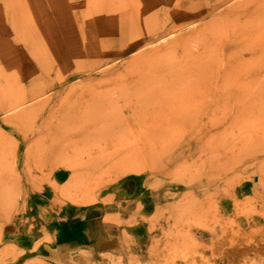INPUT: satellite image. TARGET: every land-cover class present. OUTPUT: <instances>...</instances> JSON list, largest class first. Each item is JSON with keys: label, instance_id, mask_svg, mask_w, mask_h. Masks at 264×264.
Masks as SVG:
<instances>
[{"label": "rangeland", "instance_id": "rangeland-1", "mask_svg": "<svg viewBox=\"0 0 264 264\" xmlns=\"http://www.w3.org/2000/svg\"><path fill=\"white\" fill-rule=\"evenodd\" d=\"M87 1L0 0V43H2L0 44V50L2 45L5 48L8 45L9 47H7L11 49L9 53L5 51L3 52L4 54L0 53V55L5 56L9 60L12 59L18 66H16L18 70H14V72L13 70L8 71V76L10 74L15 75L10 76V82H13V85L9 82L10 87L8 86V89L3 90L2 93L0 92V104L1 99L6 97H12L16 101L22 98L26 102L25 105L21 106L22 108L20 107L10 112L3 113L0 109V132L3 131V133H0V136H2V138L0 137V264H11L9 262L18 258L21 250L26 245H36L39 241H45L46 235L42 234L43 227H56L61 221L63 222L64 219L70 216L69 213H74V211L79 213L82 210L99 206L102 202L108 203L113 201L114 198L112 199L111 196L113 194L117 195L118 191L122 190L125 184L131 185L132 194L135 195V203L131 204V210H129L130 213L132 211L133 214L131 216L134 218L127 221L128 223L125 222V224L131 226V228L138 224L139 227L134 231V240L124 244L129 249L124 257L105 260L102 264H264V54H261V52L264 53V46L262 47L264 45V22L260 21L256 24L258 21H256L258 19L257 15L256 19L252 21V26L249 23L252 19L246 21L248 22V27L245 24L247 32L251 29L248 33L255 30L256 33L252 32V37L251 39L249 38L250 44L255 45L253 46V50L251 45V47H246L248 52L245 49L242 53L245 74L243 75L244 77L242 76L244 82L239 86L243 85V89H240L239 93L241 94L243 91L244 97L242 98L243 104L241 103V106L238 108V117L234 118H240L238 122H234L233 118H229L231 114L219 113L213 118L214 120L212 119L209 122L208 126H206L208 128L205 131L194 133L187 131V128L198 126L201 120L192 114L187 118H179L177 123L170 125L171 128L166 125L160 126L166 121L165 118L157 120L156 123H144L143 126L146 127L144 130H147L145 132L142 131V128H140L141 131L123 128L125 122L121 120V117H119L120 112L117 113L116 110L120 111L123 108L124 112L121 111L123 118L129 116L127 112V114L125 113L127 99L130 101H128V104L134 105L138 101H142L141 103L151 101L147 106L151 104L160 105L161 103V107H165L163 109L167 110V112H170V109H181L178 103L170 102V98L157 99V97H153L149 99L150 97H147L146 101H144L145 99H138L136 95L133 96L134 80L138 81L139 79L137 78L140 76L136 75L135 77L132 73L139 71L138 74H140L141 71H146L142 75L143 78L145 75L147 78H141L140 80L143 79L145 83L144 87L151 91L156 92L163 87L168 88L167 86L171 84V80L166 78L161 79L163 74L156 70L162 68L157 69L158 64L156 66L155 63L159 62L161 66L159 65L158 67H163L162 70L168 69L169 65L165 63V60H163L164 64H162L163 61L161 60L165 59L164 57L166 56L172 57V61H174H171L172 66L177 71L184 67L183 63L186 62L188 57L184 58L187 53L182 52V49L178 48L175 52L171 53V49L168 50L171 47H165L166 43L169 44V42L178 36L185 35L188 41H192L191 45H188V42L186 43V38L182 42L189 46L188 49L191 52L192 49L194 52L197 51L196 47L201 43L198 40L200 39L201 41L203 35H206V41L208 38L209 40L213 38L209 44L211 48H216L215 42L226 45L231 44L230 41L232 40V45H235L237 43L235 37L239 36L237 33H232L231 31L223 33L222 36L218 35V30L215 33L216 30L213 29V24L216 22L219 10L202 18L206 9L205 0H193V3L191 0H162L160 6L164 10L167 9L165 10V16L162 15L160 17V24L163 26L164 31L166 30L168 33L162 34L160 32L159 34L151 33L147 35V32H151V25L156 20L154 17L146 16L155 12V9L152 10V7L148 8L147 5H144L147 9H143V12L146 11L143 17H146L147 22H144L143 25H147L148 28L147 26H141V32H138L140 36L143 34L144 37L141 36L139 38L138 33L135 35L138 37H135L134 30L136 29L129 35L114 37L106 32L105 29L98 27L100 32L97 34V39H91L94 50L91 47H89L90 50H84L88 35H84L86 39L80 41H78V38L82 39L81 37L88 25L86 26V23L80 17V11L84 12V9L90 6V8L88 7L89 9L87 8L88 11H85V14L93 10L98 15L100 9L98 0H89L90 4ZM94 4L96 8L92 7ZM63 9H66L67 17L59 21L57 20V13ZM90 9L92 10L90 11ZM167 10L168 13H166ZM140 12L142 13V9ZM262 17L259 20H264ZM210 18L211 20L209 21ZM149 19H152V21ZM149 21L151 25H149ZM211 22L213 23L211 24ZM242 22L243 19L241 20V25H244ZM259 24H262V26ZM204 25H206L205 29H203ZM52 26L58 28L59 31H63L64 27H66L65 33L66 31L69 33H66V36L61 35L56 37L55 41H53L54 52H52V40L50 36L45 37L43 35L44 42L47 43L45 45L49 56L46 55V51L43 52L41 50V52H43V55H46L47 59L49 58L51 63L53 62L56 67L58 66L57 69L53 65V71L48 74L45 73L47 72L45 69L46 63L42 71L35 68L34 63H32L33 57L28 53L25 44L30 39H34L33 37H35L34 41L36 43L40 38L42 39L39 32L45 28H52ZM211 27V32L213 31L216 34L214 36L213 34L209 35L211 32L208 33ZM146 28L148 29L147 32L145 31ZM205 30L208 31L206 32ZM71 32L76 34L70 36L72 35ZM179 33L180 35H178ZM192 34H195V36H192ZM196 34H200L199 37H196ZM132 35L135 38L129 40ZM173 35L176 37L172 38L174 37ZM124 36H127V40ZM218 36H221L222 39ZM63 37L65 38L62 40ZM166 38H169V40ZM254 38L257 39L255 40ZM71 39L74 40L72 41ZM252 39H254L253 42ZM233 40H235V44H233ZM3 41L5 42L4 44ZM68 42L69 44L67 45ZM75 43L83 46L79 56L82 59V65H79L81 67L78 66L79 63H73L75 65L73 66L72 62L68 61L64 63L65 61L61 60L62 56L60 54L64 53L63 50L67 46L72 47ZM183 43L182 45H184ZM255 43L262 48L258 49ZM49 46L52 50L49 49ZM61 46L63 50L59 49ZM120 46L123 47L121 48ZM143 48L147 52L141 53L144 50ZM154 50L157 53H154ZM88 51L90 54H92V51L93 53L95 52L93 59H87ZM103 51L106 52L104 53ZM159 51L161 53L163 51V55H161V58L160 56H154L158 60L154 62L156 60H151L150 55L153 58V53L156 55L160 53ZM41 52L37 51L36 55L39 56L42 54ZM205 52L206 50L203 54ZM227 52L225 51V54ZM53 53H56V56H53ZM144 53L149 54L151 64L154 65V68L150 67L151 70L154 69L153 71L144 70L147 67H143L144 69L140 68V70L133 69L135 67V65L132 67L134 61L138 64L141 60L140 57L145 55ZM215 53L217 57H221L219 50H215ZM140 54L141 56L138 58ZM257 54H259L257 56L259 57L257 58L258 60H256ZM52 56L57 64L51 58ZM66 58L69 59L67 56ZM253 58L255 62H253ZM175 59L177 60L175 61ZM179 59V64H176ZM103 61L106 62L104 63ZM258 61L259 65L257 66L255 63ZM100 62H102L101 65ZM128 63L133 64L130 67ZM254 66L257 68H254ZM74 67H78L77 71ZM59 69H63L62 71L60 70L62 73L63 71L66 72L62 74L59 72ZM30 70H32V73ZM57 74L61 80L57 78ZM118 74L121 75L119 76ZM68 75L72 77L70 76L71 78H66L62 81V77ZM53 76L56 77L53 78ZM150 76H152V80ZM109 78L112 79L109 83L110 85L107 82ZM250 78L251 80L255 79L253 84L249 83L251 85L248 84ZM18 83L22 85H17ZM104 83L105 85H103ZM152 83L155 84L152 85ZM119 84L121 86L125 84L124 87L127 85L126 88L130 85V90L126 89L130 92H126V94H129L126 96V101L124 98H121L124 96L122 92L125 90H123L124 87L119 90ZM30 85L35 86V89H32L33 87ZM112 87H116V89L111 91ZM20 89L21 92L19 91ZM237 89L233 90V92L236 93ZM109 90L113 94L108 92ZM143 90L146 91L147 89ZM40 91H44L45 93L31 101L30 98L35 97ZM2 95L3 98H1ZM20 95L21 98L19 97ZM42 98L43 103L41 102ZM45 101H48V103ZM38 102H40L38 105L46 103V110L43 111V114L40 110L38 116H28L18 123L10 124L12 126H8L5 123V119L8 116L15 114L19 109L30 108ZM56 107L58 109L61 107V110L57 112V117L50 116L48 109H56ZM110 107L116 108V110L113 111L109 109ZM157 107L155 106L154 108ZM98 108L100 109L97 110ZM107 108L112 111L113 117L119 118L117 121L118 126H115V124L111 126V120H105L104 115L108 113ZM241 112L245 114L240 115ZM76 113H78L76 118L71 120ZM61 114L65 115L63 120L59 119ZM226 115L229 116L226 117ZM157 123L162 130L155 129L152 126V124L155 125ZM150 124L152 127H149ZM183 126L186 127L183 128ZM206 134L208 135L206 136ZM248 137H252L254 141L251 140L250 144H246L244 147L243 142ZM209 141L212 148H214L212 157L210 156L211 153L209 155L205 154V150L200 152L201 148L205 149V142ZM241 145L242 148L235 151ZM249 147H251L250 151ZM29 149L30 151H28ZM247 151L248 153L246 154ZM96 155V169L94 171L83 169V164ZM244 155L247 156L245 157ZM240 157L244 160L240 161ZM213 162L219 165L223 162V170L220 171L219 166L209 169ZM212 173H214V176ZM107 196L110 197L106 198ZM119 200L118 198L114 202H119ZM238 203L239 205H237ZM144 205V209H141ZM204 205L206 206L204 207ZM199 206L204 208L201 209ZM211 206L212 209H210ZM207 211L208 213H206ZM186 215L187 219L185 218ZM181 217L183 220L180 219ZM176 233L178 234L176 235ZM185 235L186 237H184ZM175 236H177L176 242ZM38 237H42V239L39 240ZM234 246L237 247L235 248ZM16 264H19V261Z\"/></svg>", "mask_w": 264, "mask_h": 264}, {"label": "bare ground", "instance_id": "bare-ground-1", "mask_svg": "<svg viewBox=\"0 0 264 264\" xmlns=\"http://www.w3.org/2000/svg\"><path fill=\"white\" fill-rule=\"evenodd\" d=\"M161 1L162 0H98V2H99V7H100V9H99V12H98V15L96 14L97 12H93V10L92 9H90V13H87V14H85L87 11H88V9L90 8V6H88L86 9H84L85 11L83 12L82 10V12L80 11V17L84 20V22L86 23V26H87V29L84 31V34L82 35V39H80V38H78V41H80V40H83V39H86L85 37H84V35H88V39L86 40V48L84 49V50H90L89 49V47H91V49H93L92 48V46H93V42H91V39H97V34H98V32H100L99 31V29H98V27L99 28H102V29H105V31L106 32H108L111 36H118V37H120V36H122V35H129L131 32H133V30L134 29H136V30H134V36L135 35H137V33L139 32H141L140 31V27L141 26H144V27H146L145 26V24L143 25V23L145 22H147V19H146V17H154L155 18V20H156V22L153 24L152 23V25H151V23H150V21H152V19L148 22L149 23V25H151V32L150 33H148L147 32V28H148V26H147V28H146V32H147V35L148 34H159L160 32L163 34V33H168V31H164V28H163V26L160 24V22H161V16L162 15H164L165 16V10L167 9H165L164 10V8L163 7H161L160 6V4H161ZM181 1V0H180ZM190 1V0H189ZM193 0H191V2H192ZM204 1V0H203ZM89 4H90V2H89V0L87 1ZM166 2V1H165ZM178 2V1H177ZM97 3V2H96ZM95 3V4H96ZM174 3H176L175 1H174ZM179 3V2H178ZM193 3V2H192ZM198 3H199V1H198ZM203 3V2H202ZM205 6H206V9H205V14L202 16V15H198V16H202V18H204L205 16H208V15H210V14H212L214 11H217V10H219V12H217L218 14H217V18H216V22L213 24V29L214 30H216L215 31V33L217 32V30H218V32H219V34L218 35H223V33H226V32H232V33H237L238 34V36L239 37H235V39H237V43L235 44V40H233L234 41V43L233 44H235V45H232V40L230 41V43L231 44H226V45H222V44H219V42H215L216 44V48H214V47H210L209 46V44L211 43L210 41H212L213 40V38H211V40H209V38H208V40L206 41V39H207V37H206V35L204 36H202L203 38L201 39V41H200V39L198 40V42H201L196 48H197V51H194L193 52V49H192V52L188 49V45L192 42V41H188V38H186L187 36H185V35H180V33L178 34V35H180V36H178L177 38H175L176 36H174V37H172V38H175V39H173L171 42H169V44H167L166 42V44H167V46H166V44H165V47H171V48H168V50L169 49H171V53L172 52H175V50H177V48L178 49H182V52H186L187 54L185 55V57L184 58H187L188 57V59L186 60V62H184L183 63V66L184 67H180L181 69L179 70H175V68H173V66H172V63H171V61L173 60V58L172 57H168V56H166V57H164L165 56V54H164V58L165 59H162L161 61H163V60H165V63L167 64V65H169L168 67V69H165V70H162L163 69V67H158L159 65L161 66V64L159 63V62H157L158 60L155 58V57H159L160 56V58L162 57L161 55H163V51H162V53H161V51H159L160 53H158V54H156V55H154V53L156 52L155 50H154V53H153V58H155V59H153L152 58V56L150 55V57H151V60H156V61H154V62H157V63H155V65L157 66V64H158V66H157V69H159V68H162V69H159V70H156V71H160V73L161 74H163V76H162V78L161 79H164V78H166V79H169V80H171V84L169 85V86H167L168 88H162L161 90H158V91H156V92H154V91H151L150 89H148V88H146V87H144V85H145V83H144V81H143V79L146 77V75H145V77L143 78V75H144V73H146V71H141V73L140 74H138L139 73V71H134L133 73H132V75H135V77H136V75H139L140 77L139 78H137V79H139L138 81L137 80H134V85H133V88L134 89H132V94H134L133 96H137L138 97V99L140 98V99H145L144 101H146V98L147 97H150L149 99H151V98H153V97H157V99L158 98H164V99H169L170 98V102H172V103H178V105H179V107H180V109L181 110H171L170 108V112H167V110H164L163 108H165V107H161L162 106V104L160 103V105H156V104H154V105H150V106H147V105H149L150 103L149 102H151V101H149V102H147V103H141L142 101H138L137 103H135L136 105H134V104H131V103H129L128 104V99H127V102H126V104H125V113L127 112L128 113V115L129 116H127L126 118H123V113H121V111L122 112H124V110H116V108L115 109H113V107H110L109 109H112L113 111H115L116 110V112L117 113H119L120 112V115H119V117H121V120L122 121H124L125 122V125H124V127L123 128H131V129H133V130H139V131H141V129L140 128H142V131H145L144 129L146 128V127H144L143 126V124L144 123H148V122H150V123H153V122H157V120H161V118H165V120L166 121H164V123H160L161 125L160 126H164V125H166V126H169L170 127V125H172V124H174V123H177L178 121H179V118H187V117H189V115H194V116H197L201 121H200V123L198 124V126L196 125V126H193V127H188L186 130L187 131H190V132H194V133H199L200 131H205L208 127H206V126H208V124H209V122H211V120L214 118V117H216L219 113H228L231 117H229L230 119L231 118H237L238 117V114H239V111H238V108L241 106V103H242V98L244 97V95L242 94L243 93V91H242V93L240 94L239 93V91H240V89L242 90L243 88V85L241 86V87H239L243 82H244V78L242 79V76L245 74V66H244V64H243V61H242V58H243V52L245 51V49H246V51H247V48L246 47H251V45H252V50H253V46H255L254 44H250V42H249V38L251 39V37H252V35H251V33L252 32H255V31H252L251 33H248V32H250L251 31V29H250V31H246L247 29V23L248 22H246V21H248L249 19H252L251 20V22H249L250 24H251V26H252V24H253V20H255L256 19V16L258 15V19H256V21H257V23L256 24H258L260 21H263L264 22V20L263 19H260L259 20V18L261 17V16H263L262 18H264V0H205ZM93 5L92 7H95L96 5ZM173 4V3H172ZM97 5H98V3H97ZM144 5H147V7L148 8H150V7H152V10L153 9H155V12H153V13H151V15H147L146 17H143L144 15V13H146V11L145 12H143V9L144 8H146L147 9V7H145ZM202 5V4H201ZM166 6V5H165ZM173 6V5H172ZM175 6V5H174ZM195 6H197V5H195ZM169 7V6H168ZM191 7V6H190ZM211 7V9H209ZM96 8V7H95ZM171 8H173V7H171ZM70 9V8H69ZM141 9H142V13L140 12L141 11ZM193 9V8H192ZM66 9H63L61 12H59L58 11V18H57V20H62V19H65L66 17H67V12L65 11ZM94 10H96V9H94ZM168 10H169V8H168ZM168 10L166 11V13H168ZM77 11V10H76ZM97 11V10H96ZM148 13V12H147ZM263 14V15H262ZM70 15V14H69ZM73 15V14H72ZM75 15V14H74ZM96 15V16H95ZM146 15V14H145ZM143 18H142V17ZM167 16V15H166ZM74 17V16H73ZM165 18V17H164ZM163 18V19H164ZM170 18V17H169ZM81 19V20H82ZM243 19V22L245 21V23H243L242 22V24H244V25H241V20ZM72 20H74L73 18H72ZM80 20V19H79ZM211 20V18L209 19V21ZM77 21V20H76ZM167 21V20H166ZM213 21V20H212ZM168 22V21H167ZM167 22H165V23H167ZM207 22H208V19H207ZM204 23V22H203ZM213 22H211V24H212ZM262 23V22H261ZM64 24V23H63ZM164 24V23H163ZM168 24V23H167ZM207 24H209V23H207ZM206 24V25H207ZM245 24H246V26H245ZM64 25H66V24H64ZM98 25V26H97ZM188 25V24H187ZM206 25H204V28L203 29H205V26ZM254 25H255V23H254ZM260 25V24H259ZM263 25H264V23H263ZM48 26V25H47ZM68 26V25H67ZM73 26V25H72ZM77 26V25H76ZM167 26V25H166ZM165 26V27H166ZM208 26V25H207ZM258 26V25H257ZM260 26H262V24L260 25ZM41 27V26H40ZM64 27V26H63ZM264 27V26H263ZM65 28V29H64ZM63 29V31L61 30V31H59V29L58 28H55V26H52V28H45L44 30H41L40 32H39V35H40V37H42V39L40 38V40L39 41H36V43H35V41H34V39H35V37H33L34 39H30L28 42H27V44H25L26 45V47H27V51H28V53L29 54H31L32 55V57H33V62L32 63H34V65H35V68L36 69H39V71H42V69L44 70V67H45V63H46V71L47 72H45V73H48L49 74V72H51V71H53V65H55L53 62L51 63L50 62V60H49V58L47 59L46 58V55L47 56H49L48 54H47V47H46V45L45 44H47V43H45L44 42V37H43V35L45 36V37H47V36H50V39L52 40V49H53V51L52 52H54V49L55 48H53L54 46H53V41H55V39H56V37L57 36H61V35H67L68 33H67V31H66V33H65V30H66V27H64ZM69 28H70V26H69ZM196 28V27H195ZM195 28H193L194 30H195ZM207 28V27H206ZM251 28V27H250ZM254 28V27H253ZM259 28V27H258ZM145 29V28H144ZM177 29V28H176ZM175 29V30H176ZM179 29H180V27H179ZM256 29H257V27H256ZM261 29V28H260ZM264 29V28H263ZM69 30V29H68ZM139 30V31H138ZM178 30V29H177ZM211 30H212V27L210 28V30L208 31V33L209 32H211ZM259 30V29H258ZM258 30H257V32H258ZM71 31V30H70ZM172 31H173V29H172ZM184 31V30H183ZM196 31V30H195ZM197 31H198V28H197ZM202 31V30H201ZM206 31V30H205ZM206 31V32H207ZM75 32V31H74ZM85 32H87V33H85ZM174 32V31H173ZM199 32V31H198ZM222 32V33H221ZM259 32H261V31H259ZM262 32H263V30H262ZM72 33V32H71ZM78 33H81V32H78ZM139 33H138V35H139ZM195 33V32H194ZM197 33V32H196ZM215 33H213V31L211 32V34H209V35H212L213 34V36H214V34ZM221 33V34H220ZM256 33V32H255ZM255 33H254V35H255ZM74 34H76V33H72V35H70V36H73ZM105 34V33H104ZM184 34V33H183ZM198 34V33H197ZM196 34V37L198 36L199 37V35H197ZM253 34V33H252ZM168 35V34H167ZM187 35H191V34H187ZM195 36V34H192V36ZM216 35V34H215ZM228 35V34H227ZM230 35H233V34H230ZM140 36V35H139ZM141 36H143V34L141 35ZM141 36L139 37V38H141ZM154 36V35H153ZM159 36V35H158ZM213 36H211V37H213ZM221 36H218L220 39H222L221 38ZM224 36H226V35H224ZM234 36H235V34H234ZM245 38H243V37ZM259 36V35H258ZM39 37V36H38ZM54 37V38H53ZM84 37V38H83ZM87 37V36H86ZM93 37V38H92ZM113 37V38H114ZM127 37V36H126ZM126 37L124 36V38L126 39ZM135 37H138V36H135ZM135 37H133V35H132V37H130V39L129 40H132L131 38H135ZM144 37V36H143ZM148 37V36H147ZM157 37V36H156ZM156 37H154V38H156ZM170 37H171V35H170ZM206 37V38H205ZM232 37V36H231ZM37 38V37H36ZM65 37H63L62 38V40L64 39ZM67 38V37H66ZM71 38V37H70ZM100 38H101V36H100ZM184 38H186L187 39V41H186V43L188 44H184L182 41H183V39ZM191 38V37H190ZM189 38V39H190ZM195 38V37H194ZM218 38V39H219ZM227 38H228V36H227ZM258 39H259V37H257ZM256 38V39H257ZM61 39V38H60ZM75 39V38H74ZM73 39V40H74ZM98 39H99V37H98ZM104 39V38H103ZM107 40H108V38H106ZM105 39V40H106ZM110 39V38H109ZM138 39V38H137ZM146 39V38H145ZM166 39H168L169 40V38H166ZM185 39V40H186ZM193 39V38H192ZM217 39V40H218ZM219 39V40H220ZM225 39V38H224ZM233 39V38H232ZM255 39V38H254ZM254 39H252V42H253V40ZM255 39V40H256ZM72 40V39H71ZM72 40V41H73ZM127 40V39H126ZM136 40V39H135ZM184 40V41H185ZM196 40V39H195ZM195 40H193V41H195ZM45 41H47L46 39H45ZM71 41V43H73ZM77 41V40H76ZM76 41H74V42H76ZM77 41V42H78ZM95 41V40H94ZM98 41V40H97ZM102 41V40H101ZM151 41V40H150ZM221 41V40H220ZM49 43H50V41H48ZM61 43H62V41H60ZM66 42V41H65ZM83 42V41H82ZM107 42V41H106ZM127 42V41H126ZM134 42V41H133ZM148 42V41H147ZM160 42V41H159ZM163 42V41H162ZM196 42H197V40H196ZM5 42L3 41V44H4ZM6 43H7V41H6ZM49 43H48V45H49ZM125 43V42H124ZM128 43V42H127ZM172 45H171V44ZM182 43L185 45H182ZM214 43V42H213ZM0 44H2V43H0ZM51 44V43H50ZM59 44V43H58ZM64 44V43H63ZM69 44V42L67 43V45ZM122 44H123V42H122ZM130 44V43H129ZM132 44V43H131ZM145 44V43H144ZM144 44H143V46H144ZM219 44V45H218ZM250 44V45H249ZM256 44V43H255ZM259 44V43H258ZM19 45V44H18ZM47 45V46H48ZM66 45V46H67ZM77 45V46H76ZM95 45V44H94ZM106 45V44H105ZM171 45V46H170ZM191 45V44H190ZM196 45H197V43H196ZM257 45V44H256ZM8 45H6V48H5V46L4 45H2V47H1V50H0V53L1 54H4L3 52H5V51H8V53L11 51V49L10 48H8L7 47ZM142 46V47H143ZM145 46H146V44H145ZM153 46V45H152ZM151 46V47H152ZM195 46V45H194ZM258 46V45H257ZM256 46V47H257ZM264 45H262V47H263ZM50 47V46H49ZM56 47V46H55ZM57 47H58V45H57ZM83 46H80L79 45V43H75V45H72V47H69V46H67V48H65L64 50L62 49V46L61 47H59V49L61 48L63 51H64V53L63 54H60L61 56H62V61H65L64 63H66V62H68V61H70V62H72V65H73V63L74 64H77V63H79L78 64V66L79 65H82V59H80L79 58V56H80V54H81V52H82V48ZM108 47V46H107ZM116 47V46H115ZM121 48L123 47V46H120ZM126 47V46H125ZM150 47V46H149ZM164 47V49H166ZM262 47H259L258 46V49L259 48H262ZM120 48V49H121ZM146 48V47H145ZM3 49H4V51H3ZM24 49H25V47H24ZM49 49H51V47L49 48ZM51 49V50H52ZM68 49V50H67ZM71 49V50H70ZM78 49V50H77ZM126 49H127V47H126ZM134 49V48H133ZM144 49V48H143ZM142 49V50H143ZM148 49V48H147ZM146 49V50H147ZM41 50H43V52L44 51H46V55H43V52H41ZM94 50V49H93ZM149 50V49H148ZM160 50V49H159ZM167 50V51H168ZM206 50V52L203 54V52ZM215 50L217 51V50H219L220 52H221V57H217L216 56V53H215ZM37 51L40 53H42V54H40L39 56H37L36 55V53H37ZM48 51H50V50H48ZM56 51V50H55ZM58 51V50H57ZM66 51V52H65ZM108 51V50H107ZM110 51V50H109ZM114 51V50H113ZM121 51V50H120ZM122 51H124L123 49H122ZM121 51V52H122ZM225 51H228L226 54H225ZM250 51V50H249ZM85 52V51H84ZM104 52V51H103ZM106 52V51H105ZM104 52V53H105ZM115 52V51H114ZM141 52V51H140ZM143 52H147V51H145V49L141 52V53H143ZM181 52V53H182ZM248 52V51H247ZM264 52V51H263ZM86 54H87V52H85ZM95 53V52H94ZM94 53H93V51H92V54H90V52L88 51V55H87V59H93V55H94ZM101 53V52H100ZM110 53V52H109ZM157 53V52H156ZM11 54V53H10ZM55 54V55H54ZM58 54V55H59ZM145 54V53H144ZM217 54H218V52H217ZM261 54H264V53H262L261 52ZM50 55H52L51 53H50ZM118 55V54H117ZM181 55V54H180ZM255 55V54H254ZM259 54H257L256 55V60H258L257 58H259V57H257ZM53 56H56V53H53ZM53 56L51 57L52 59H53V61H55L54 60V58H53ZM66 56L67 57H69V59L68 58H66ZM86 56V55H85ZM95 56V55H94ZM98 56H100V55H98ZM110 56V55H109ZM141 56V54L140 55H138V58ZM155 56V57H154ZM174 56V55H173ZM218 56H219V54H218ZM251 56V55H250ZM29 57V56H28ZM71 57V58H70ZM135 57H137L136 55H135ZM134 56H133V58H135ZM150 57H149V54H145V55H143L142 57H140V62H138V64L134 61V60H132V61H134V64L133 63H131V64H133V66L132 67H134V65H135V67L133 68L134 70H140V68H142V69H144L143 67H147V68H145L144 70H150V71H153L154 69H152L151 70V66H152V68H154V65H152L151 64V60H150ZM168 57V58H167ZM175 57V56H174ZM182 57V58H183ZM252 57V56H251ZM260 57H261V55H260ZM61 58V57H60ZM59 58V59H60ZM66 58V59H65ZM86 58V57H85ZM98 58H100V57H98ZM120 58V57H119ZM176 58H177V56H176ZM179 58H181V57H179ZM183 58V59H184ZM255 58V57H254ZM253 58V59H254ZM264 58V57H263ZM30 59V58H29ZM56 59H57V57H56ZM12 60V59H11ZM11 60H9L8 58H6L5 56H3V55H0V92L2 93L3 92V90H6V89H8L7 87L9 86L10 87V85H9V82H10V76L12 75V74H10V76H8L9 74H8V71H11V70H13V72H14V70L16 71V70H18L17 69V65H16V62H13V60L11 61ZM177 59H175V61H176ZM182 60V59H181ZM59 61V60H58ZM57 61V62H58ZM132 61H128V62H132ZM183 61V60H182ZM181 61V62H182ZM31 62V61H30ZM104 62V61H103ZM106 62V61H105ZM104 62V63H105ZM126 62V61H125ZM154 62H153V64H154ZM172 62H174V61H172ZM179 62H180V59H179V61H177V63L176 64H179ZM253 62H255V59L253 60ZM55 63H56V61H55ZM96 63V62H95ZM101 63L102 62H100V65H101ZM136 63V64H135ZM252 63V62H251ZM259 63V61L257 62V63H255V65H259L258 64ZM57 64V63H56ZM63 64V63H62ZM68 64V63H67ZM66 64V65H67ZM70 64V63H69ZM123 64V63H122ZM127 64V63H126ZM131 64H129L128 63V65L130 66ZM162 64H164V61L162 62ZM175 64V63H174ZM261 64V63H260ZM59 65V64H58ZM65 65V66H66ZM97 65V64H96ZM127 65V66H128ZM17 66V67H16ZM48 66V67H47ZM69 66V65H68ZM71 66V65H70ZM73 66H75V65H73ZM113 66V65H112ZM128 66V67H129ZM163 66V65H162ZM15 67V68H14ZM54 67H56V65L54 66ZM58 67V66H57ZM56 67V68H57ZM79 67H81V66H79ZM123 67V66H122ZM131 67V66H130ZM166 67V66H165ZM176 67V66H175ZM260 67V66H259ZM258 67V68H259ZM32 68V67H31ZM60 68V67H59ZM61 68H63V67H61ZM69 68H71V67H69ZM127 68V67H126ZM156 68V67H155ZM167 68V67H166ZM177 68V67H176ZM254 68H257V67H255L254 66ZM35 69V70H36ZM58 69V68H57ZM65 69H66V67H65ZM74 69H76V71H77V69H78V67H74ZM73 69V70H74ZM109 69V68H108ZM107 69V70H108ZM124 69H125V67H124ZM129 69V68H128ZM127 69V70H128ZM20 70V69H19ZM55 70V69H54ZM61 69H59V72H61L60 71ZM82 70H83V68H82ZM31 71V73H32V70H30ZM78 71H80V70H78ZM103 71H106V70H103ZM102 71V72H103ZM19 72V71H18ZM17 72V73H18ZM34 72V71H33ZM64 72H66V71H63V73ZM74 72H75V70H74ZM101 72V73H102ZM122 72V71H121ZM129 72V71H128ZM143 72V73H142ZM30 73V72H29ZM35 73V72H34ZM62 73V72H61ZM62 73V74H63ZM19 74V73H18ZM126 74H127V71H126ZM129 74V73H128ZM143 74V75H142ZM151 74V73H150ZM17 75V74H16ZM29 75V74H28ZM42 75V74H41ZM52 75H55V74H52ZM51 75V76H52ZM66 75V74H65ZM119 75V74H118ZM121 75V74H120ZM119 75V76H120ZM124 75H125V73H124ZM130 75V74H129ZM12 76H15L14 74L12 75ZM17 76H19V75H17ZM30 76V75H29ZM28 76V77H29ZM32 76V75H31ZM43 76V75H42ZM57 76V78L58 79H60L61 80V78L60 77H58V74L56 75ZM56 76H53V78H55ZM62 76V75H61ZM71 75H68V76H66V77H62V81H64L66 78H71L70 77ZM106 76V75H105ZM117 76V75H116ZM115 76V77H116ZM103 77V76H102ZM114 77V78H115ZM131 77V76H130ZM134 77V78H135ZM152 76H150V78H151ZM244 77V76H243ZM257 77V76H256ZM255 77V78H256ZM12 78V77H11ZM17 78H20V77H17ZM16 78V79H17ZM51 78V77H50ZM107 78V77H106ZM114 78H113V81H114ZM141 78H143L142 80H140ZM147 78V77H146ZM252 78V77H251ZM251 78L248 80V84L249 83H251V84H253V82L255 81V79H252L251 80ZM254 78V77H253ZM111 78H109V81H107L108 82V84L110 83V81H112V79L110 80ZM116 79H117V77H116ZM124 79V78H123ZM15 80V79H14ZM104 80V79H103ZM126 80H129V79H126ZM151 80H152V78H151ZM247 80V79H246ZM258 80V79H257ZM256 80V81H257ZM11 81H13L12 79H11ZM20 81H21V79H20ZM61 81V82H62ZM116 81V80H115ZM118 81H119V79H118ZM118 81H117V83H118ZM136 81V82H135ZM17 82V81H16ZM42 82V81H41ZM59 82V81H58ZM120 82H121V80H120ZM124 82V81H123ZM245 82H247V81H245ZM259 82V81H258ZM13 83V82H12ZM11 82H10V84H12ZM39 83H40V81H39ZM112 84H113V82H111ZM170 83V82H169ZM37 84V83H36ZM49 84H50V82H49ZM52 84V83H51ZM127 84V83H126ZM129 84V83H128ZM131 84V83H130ZM136 84V85H135ZM151 84V83H150ZM153 84H155V83H152V85ZM246 84V83H245ZM244 84V85H245ZM251 84H249V85H251ZM13 85V84H12ZM11 85V86H12ZM17 85H22V84H17ZM16 85V86H17ZM27 85V84H26ZM103 85H105V83L103 84ZM110 85V84H109ZM120 86H121V84H119ZM125 85V84H124ZM124 85L123 86H119V90H121V88L122 87H124ZM161 85V84H160ZM255 85V84H254ZM15 86V87H16ZM31 86V85H30ZM52 86V85H51ZM116 86V85H115ZM127 86V85H126ZM126 86L123 88V90H125L124 92H122V95H124L123 97H121V98H124L125 99V101H126V96H127V94L128 93H130L128 90H130L129 89V87H130V85H129V87L128 88H126ZM149 86V85H148ZM31 87H33V86H31ZM35 87V86H34ZM32 88V89H35V88ZM37 87V86H36ZM132 87V86H131ZM26 88V87H25ZM113 89H111V91H113L114 89H116V87L114 88V87H112ZM231 88H238L237 90H236V93L235 92H233V90H235V89H231ZM17 89V88H16ZM31 89V90H32ZM117 89H118V87H117ZM126 89H128V90H126ZM142 89H147L146 91H142ZM122 90V91H123ZM20 92H21V89L19 90ZM30 91V90H29ZM35 91V90H34ZM60 91V90H59ZM9 92V91H8ZM16 92V91H15ZM15 92H13L14 94H15ZM26 92V91H25ZM108 92H110V90L108 91ZM116 92V91H115ZM114 92V93H115ZM126 92H128L127 94H126ZM43 93H45L44 91H40V92H38L37 93V95L35 96V97H31L30 99H31V101H33L34 99H36V98H39L41 95H43ZM60 93V92H59ZM58 93V94H59ZM64 93V92H63ZM63 93H61V94H63ZM110 93H112V92H110ZM7 94V93H6ZM18 94V93H17ZM21 94V93H20ZM28 94H29V92H28ZM60 94V95H61ZM113 94V93H112ZM118 94V93H117ZM126 94V95H125ZM131 94V95H132ZM11 95H13V94H11ZM115 95V94H114ZM129 95V94H128ZM249 95V94H248ZM248 95H246V96H248ZM1 96V95H0ZM118 96H119V94H118ZM132 96V97H133ZM16 97V96H15ZM20 98H21V95L19 96ZM51 97V96H50ZM119 97V98H120ZM145 97V98H144ZM1 98H3V95H2V97ZM46 98H49V97H46ZM45 98V99H46ZM120 98V99H121ZM128 98V97H127ZM131 98V97H130ZM129 98V99H130ZM134 98V97H133ZM154 98V99H155ZM44 99V100H45ZM154 99H152V100H154ZM156 99V100H157ZM245 99V98H244ZM246 99H249V98H246ZM2 101H1V104H0V109L2 110V112L3 113H6V112H10V111H13V110H16V109H18V108H20L21 106H23V105H25L26 104V102L24 101V99H18L19 101H16L15 99H13L12 97H6V98H4V99H1ZM46 100H48V99H46ZM155 100V101H156ZM162 100V99H161ZM48 101H50V100H48ZM48 101H45L46 103H48ZM135 101V100H134ZM137 101V100H136ZM157 101H159V100H157ZM245 101V100H244ZM42 103H43V98H42V101H41ZM121 102V101H120ZM130 102V101H129ZM29 103H31V102H29ZM40 102H38V103H36V105H33V106H31L30 108H25V109H22V110H18L15 114H12L11 116H8L6 119H5V123L9 126L10 124H12V123H18L19 121H21V120H23V119H26L28 116H30V117H34V116H38L39 114H40V110L42 111V114H43V111H45L46 110V103L44 104V105H38ZM57 103V102H56ZM149 103V104H148ZM163 103V102H162ZM28 104V103H27ZM128 104V105H127ZM230 104H231V107H230ZM243 104V103H242ZM126 105H127V107H126ZM36 106V107H35ZM49 106V105H48ZM155 106H158L157 108H154ZM243 106V105H242ZM58 107V106H57ZM56 107V109L54 108V109H51V108H49L48 109V112H49V115L50 116H53V117H57V112H59L61 109V107L58 109ZM104 107V106H103ZM109 107V106H108ZM233 107V108H232ZM22 108V107H21ZM102 108V107H101ZM244 108V107H243ZM100 108H98L97 110H99ZM108 108H107V110H108V113H106V115H104L105 117V120H111L110 121V124H111V126H113L114 124H115V126H118V124H117V121H118V117L117 118H115V117H113L114 115H113V113H112V111H110ZM118 109H120V108H118ZM102 110H104L103 108H102ZM244 110V109H243ZM126 113V114H127ZM244 112H241V114L240 115H242ZM77 114L78 113H76L72 118H71V120L72 119H74V118H76V116H77ZM245 114V113H244ZM228 115V116H229ZM227 115H226V117H228ZM241 117V116H240ZM63 118H65V115L64 114H61L60 115V117H59V119L60 120H63ZM112 118H114V119H112ZM128 118V119H127ZM130 118V119H129ZM4 119V118H3ZM215 119H217V118H215ZM240 119V118H239ZM239 119H234L233 121L234 122H238L239 121ZM129 120V121H128ZM146 120V121H145ZM214 120V119H213ZM228 120V119H227ZM231 121V120H230ZM130 122V123H129ZM10 126H12V125H10ZM142 126V127H141ZM148 126V125H147ZM152 126L155 128V129H161L162 130V128H160L159 127V125H158V123L157 124H155V125H153L152 124ZM151 126V124L149 125V127H152ZM186 126H183V128H185ZM171 128V127H170ZM153 129V128H152ZM190 129V130H189ZM151 130V129H150ZM168 130V129H167ZM2 133H3V131H1ZM0 132V133H1ZM145 132H147V130L145 131ZM159 133V132H158ZM5 135H6V133H5ZM208 134H206V136H207ZM4 136V135H3ZM1 138H2V136H0ZM251 140H252V137H248L244 142H243V144H244V147H245V145L247 144V145H249L250 144V142H251ZM252 141H254V140H252ZM255 143V142H254ZM253 143V144H254ZM207 145V146H206ZM252 145V144H251ZM258 145V144H257ZM242 148V145L241 146H238V148H236V150L235 151H237V150H240ZM247 148V147H246ZM245 148V149H246ZM250 149H249V151L251 150V147H249ZM255 148H256V146H255ZM254 149V148H253ZM205 150V154H210V156L212 157V151L214 150V148H212V145L210 144V141L209 142H205V149H203V148H201V150H200V152H203ZM244 150V149H243ZM28 151H30V149L28 150ZM199 152V151H198ZM243 153V152H242ZM248 153V151L246 152V154ZM255 153V152H254ZM229 154V153H228ZM244 154V153H243ZM227 155V154H226ZM230 155V154H229ZM228 155V156H229ZM254 155H256V154H254ZM238 156V155H237ZM245 156V155H244ZM247 156V155H246ZM245 156V157H246ZM229 157H231V156H229ZM235 157V156H234ZM249 157H251V156H249ZM252 157H253V155H252ZM251 157V158H252ZM239 158V157H238ZM238 158H237V160H238ZM241 158V157H240ZM225 159V158H224ZM242 159V158H241ZM239 159L240 161H243L244 159ZM250 159V158H249ZM248 159V160H249ZM251 160V159H250ZM99 161V160H98ZM235 161V160H234ZM85 163V162H84ZM215 162H213V164H212V166L211 167H209V169H212L213 167L214 168H217L218 166V168H220V171H222L223 170V167H222V164H223V162H222V164H218V163H215ZM241 163V162H240ZM96 166H97V155L96 156H93L92 158H90L89 159V161L87 162V163H85V164H83V169H86L87 171H94L95 169H96ZM212 171V170H211ZM209 172V171H208ZM217 172V171H216ZM211 173V172H210ZM213 174V176H214V173H212ZM207 175H209V174H207ZM206 175V176H207ZM216 175V174H215ZM235 175V174H234ZM85 176H86V174H85ZM89 177H90V175H88ZM219 176V175H218ZM207 177H209V176H207ZM234 177V176H233ZM210 178V177H209ZM86 179V178H85ZM211 180H213V179H211ZM215 180V179H214ZM233 180V179H232ZM216 181V180H215ZM229 181V180H228ZM234 181H236V180H234ZM233 182V181H232ZM240 182V181H239ZM238 183V182H237ZM213 193V192H212ZM211 195V194H210ZM218 195V194H217ZM213 196V195H212ZM211 196V197H212ZM207 197V196H206ZM215 197V196H214ZM205 198V197H204ZM208 198V197H207ZM210 199H212V198H210ZM263 199V198H262ZM261 199V200H262ZM205 200V199H204ZM207 200V199H206ZM213 200V199H212ZM202 201V200H201ZM203 203V202H202ZM218 203V202H217ZM236 203V202H235ZM263 203V202H262ZM215 204H216V202H215ZM264 204V203H263ZM237 205H239V203L237 204ZM206 205H204V207H205ZM213 206V205H212ZM212 206L210 207V209H212ZM236 206V205H235ZM200 207V206H199ZM202 207V206H201ZM200 207V208H201ZM203 207V208H204ZM214 207V206H213ZM203 208H201V209H203ZM186 211V210H185ZM184 211V212H185ZM187 212V211H186ZM263 212V211H262ZM206 213H208V211L206 212ZM184 214V213H183ZM187 215H189V214H187ZM187 215L185 216V218L187 217ZM184 218V217H183ZM180 219H182V217L180 218ZM187 219V218H186ZM249 219V218H248ZM183 220V219H182ZM181 220V221H182ZM180 221V222H181ZM178 222H179V220H178ZM183 223H184V221H183ZM183 223H182V225H183ZM252 224H253V222H252ZM253 227V226H252ZM256 227V226H255ZM210 230H212V229H210ZM181 231H183L182 229H181ZM239 231V230H238ZM179 232V231H178ZM213 232V231H212ZM212 232H210V233H212ZM190 233V232H189ZM209 233V234H210ZM231 233H232V231H231ZM238 233V232H237ZM178 233H176V235H177ZM213 234V233H212ZM216 234V233H215ZM236 234V233H235ZM192 235V234H191ZM230 235V234H229ZM233 235H234V233H233ZM241 235V234H240ZM189 236V235H188ZM214 236H216V235H214ZM231 236V235H230ZM244 236V235H243ZM184 237H186V235L184 236ZM192 237V236H191ZM190 237V238H191ZM206 237V236H205ZM204 237V238H205ZM210 237V236H209ZM175 238H176V240H175V242L177 241V236H175ZM182 238V237H181ZM180 238V239H181ZM188 238V237H187ZM211 238V237H210ZM184 239V238H183ZM227 239V238H226ZM229 239H230V237H229ZM237 239V238H236ZM188 240V239H187ZM235 240V239H234ZM169 241H170V239H169ZM184 241V240H183ZM227 241H228V239H227ZM236 241V240H235ZM241 241V240H240ZM174 242V243H175ZM181 242V241H180ZM185 242H187L186 240H185ZM185 242H183V243H185ZM211 242V241H210ZM172 243V242H171ZM191 243H192V240H191ZM237 243V242H236ZM188 244H189V242H188ZM208 244V243H207ZM228 244V243H227ZM210 245H211V243H210ZM214 245V244H213ZM165 246V245H164ZM177 246H179V245H177ZM206 246V245H205ZM212 246V245H211ZM237 246H238V244H237ZM236 246V247H237ZM181 247V246H180ZM190 248H192L191 246H189ZM235 247V246H234ZM235 247V248H236ZM173 248V247H172ZM195 249V248H194ZM219 249H221V248H219ZM218 249V250H219ZM189 250V249H188ZM193 250V249H192ZM207 250V249H206ZM226 250V249H225ZM186 252V251H185ZM227 252V251H226ZM238 252V251H237ZM228 253V252H227ZM187 254V253H186ZM195 254H196V252H195ZM220 254V253H219ZM218 254V255H219ZM214 255V254H213ZM203 256V255H202ZM223 256V255H222ZM228 256L230 257V255L228 254ZM228 256H227V258H228ZM201 257V256H200ZM190 258V257H189ZM193 258V257H192ZM195 258V257H194ZM201 259V258H200ZM208 259V258H207ZM189 260V259H188ZM202 260H204V259H202ZM212 260V259H211ZM210 260V261H211ZM185 261V260H184ZM192 261H194V260H192ZM219 261V260H218ZM180 263V262H179Z\"/></svg>", "mask_w": 264, "mask_h": 264}, {"label": "crops", "instance_id": "crops-1", "mask_svg": "<svg viewBox=\"0 0 264 264\" xmlns=\"http://www.w3.org/2000/svg\"><path fill=\"white\" fill-rule=\"evenodd\" d=\"M130 187L125 184L117 195L111 196L114 200L119 198V202H102L79 213L74 211L56 227H43L45 241L26 245L18 258L9 263L102 264L105 260L124 257L129 251L124 244L134 240V231L139 227L125 224L134 218L129 211L135 203Z\"/></svg>", "mask_w": 264, "mask_h": 264}]
</instances>
